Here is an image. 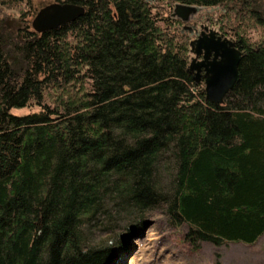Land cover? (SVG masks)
Segmentation results:
<instances>
[{
  "label": "trees",
  "instance_id": "trees-1",
  "mask_svg": "<svg viewBox=\"0 0 264 264\" xmlns=\"http://www.w3.org/2000/svg\"><path fill=\"white\" fill-rule=\"evenodd\" d=\"M51 2L84 13L35 32ZM176 4L220 8L216 24L242 52L222 104L188 69L192 31ZM93 64L116 84L88 91L81 71ZM160 204L194 251L264 234V0H0V264H114L129 238L95 242L90 223Z\"/></svg>",
  "mask_w": 264,
  "mask_h": 264
},
{
  "label": "rangeland",
  "instance_id": "rangeland-1",
  "mask_svg": "<svg viewBox=\"0 0 264 264\" xmlns=\"http://www.w3.org/2000/svg\"><path fill=\"white\" fill-rule=\"evenodd\" d=\"M31 1L34 6H37L47 3L49 0ZM222 12L218 7H197L196 13L190 15L188 21L183 22L180 28L191 32L193 28L197 29L199 24H203L214 30L221 31L216 22ZM6 13L8 17L5 19V25L7 27H16L15 25L10 26L6 24L10 20H14L15 22L18 20V23L22 24L18 17L19 13L14 10H6ZM188 27L192 29L190 30ZM254 32L250 36L256 35ZM222 33L224 34V32ZM228 34L229 32H227V37L229 38ZM191 35L193 37L194 31L191 32ZM190 55L192 56V54ZM108 65L113 64L108 62ZM101 66L100 64H93L91 67L85 66L82 68L81 77L83 85L88 91H95L96 83L99 90H102L104 85L108 87L116 84L109 79L112 76L110 70H104L105 67L102 68ZM122 86L123 91L129 90V85L122 84ZM116 91L114 88L106 91L104 99L110 100L114 98ZM55 96L56 93L54 91L49 99L44 97L37 100L32 99L30 103L27 101L26 105L24 103V106L15 107L12 111L16 114L33 111L41 106L53 103L52 97L55 98ZM164 166L161 165L163 177L161 179L162 183L166 184L168 171H165ZM112 211H114L113 208ZM115 213L112 220L105 221L102 216L100 220L104 221L101 224L91 222L88 226L95 242L103 240V244L113 246L117 241L123 239V237L127 236L129 238V249L121 251L114 264H215L216 262L219 264H264V234L252 245L231 242L216 247L211 243L204 242L198 250L194 251L182 239L186 226L182 224L179 227H173L169 224L165 204L155 206L138 217V214L127 216L126 214L120 213L118 215ZM137 222H141L139 223L140 225L138 224L140 231H137L136 235H131V237L127 226L135 227ZM91 235L89 234L90 238ZM216 253L220 254L219 258L216 257Z\"/></svg>",
  "mask_w": 264,
  "mask_h": 264
},
{
  "label": "water",
  "instance_id": "water-1",
  "mask_svg": "<svg viewBox=\"0 0 264 264\" xmlns=\"http://www.w3.org/2000/svg\"><path fill=\"white\" fill-rule=\"evenodd\" d=\"M196 6L176 4L172 15L182 21H188L190 15L195 14ZM84 13V8L71 3L52 2L41 7L31 21L35 32L43 33L58 26L74 21ZM14 20L6 22L12 24ZM20 28L21 23L16 24ZM191 57L188 69L193 78L199 82L203 78L206 99L214 104H222L225 95L239 78L238 65L242 52L235 47L231 39L215 37V31L210 29L206 35L204 31L190 41ZM212 53V57H210ZM202 54V59L197 58ZM204 73L201 74V69Z\"/></svg>",
  "mask_w": 264,
  "mask_h": 264
},
{
  "label": "flooded vegetation",
  "instance_id": "flooded-vegetation-1",
  "mask_svg": "<svg viewBox=\"0 0 264 264\" xmlns=\"http://www.w3.org/2000/svg\"><path fill=\"white\" fill-rule=\"evenodd\" d=\"M17 22H18V20H16ZM17 22H12V24H10V26H13V25H15L16 26V24H17ZM184 22V21H183ZM185 22H187V21H185ZM17 27V26H16ZM21 28V27H20ZM189 28V27H188ZM190 30L192 29V28H189ZM194 29V28H193ZM210 29H212L211 27H208V26H204L203 24H199V26H198V28L196 29H194V35H193V37H192V39H195V38H197L200 34H201V32H203L204 31V35H206L207 33H208V31L210 30ZM196 30V31H195ZM214 30V29H213ZM193 31V30H192ZM215 31V37L217 38V37H220V39H224V38H226V39H230V38H228L226 35H224L221 31H219V30H214ZM191 39V40H192ZM236 47V46H235ZM191 54H192V56H194V54L191 52ZM191 56V57H192ZM212 57V53H211V55H210V57L209 58H211ZM202 59V54H200V56L197 58V60H201ZM204 73V68H202L201 69V74H203ZM202 80H203V78H201Z\"/></svg>",
  "mask_w": 264,
  "mask_h": 264
}]
</instances>
